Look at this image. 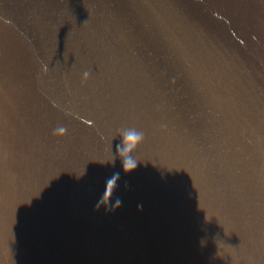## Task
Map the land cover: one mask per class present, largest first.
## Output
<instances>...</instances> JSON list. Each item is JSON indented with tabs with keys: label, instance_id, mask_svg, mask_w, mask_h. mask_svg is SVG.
Masks as SVG:
<instances>
[{
	"label": "water",
	"instance_id": "1",
	"mask_svg": "<svg viewBox=\"0 0 264 264\" xmlns=\"http://www.w3.org/2000/svg\"><path fill=\"white\" fill-rule=\"evenodd\" d=\"M0 264H264V0H0Z\"/></svg>",
	"mask_w": 264,
	"mask_h": 264
},
{
	"label": "clouds",
	"instance_id": "2",
	"mask_svg": "<svg viewBox=\"0 0 264 264\" xmlns=\"http://www.w3.org/2000/svg\"><path fill=\"white\" fill-rule=\"evenodd\" d=\"M89 73L86 71L83 74V79H87ZM67 129L64 126H59L54 130V134L64 135ZM120 143L116 145L114 154L110 155L109 161L112 165L118 161L120 169L125 174L132 173L139 166L138 160L135 158L134 153L136 149L142 144L144 140V133L136 128H126L120 132ZM118 177V174H117Z\"/></svg>",
	"mask_w": 264,
	"mask_h": 264
}]
</instances>
